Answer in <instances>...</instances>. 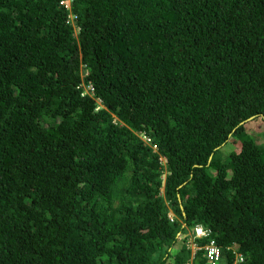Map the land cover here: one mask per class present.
Listing matches in <instances>:
<instances>
[{
	"label": "trees",
	"instance_id": "trees-1",
	"mask_svg": "<svg viewBox=\"0 0 264 264\" xmlns=\"http://www.w3.org/2000/svg\"><path fill=\"white\" fill-rule=\"evenodd\" d=\"M211 242L264 264V0H0V264Z\"/></svg>",
	"mask_w": 264,
	"mask_h": 264
},
{
	"label": "built area",
	"instance_id": "built-area-1",
	"mask_svg": "<svg viewBox=\"0 0 264 264\" xmlns=\"http://www.w3.org/2000/svg\"><path fill=\"white\" fill-rule=\"evenodd\" d=\"M84 87V86H83ZM84 95H88L90 97H93L94 96V88L92 85H88L87 89L84 87ZM147 141H150V140H147ZM196 236L198 238L200 237H205L207 236V231L201 227V226H198L196 228ZM207 255H208V258H209V261L211 262V264H216L218 262V260L220 259V255H221V251H220V248H218V246L216 245V243L214 242H211L209 247H207Z\"/></svg>",
	"mask_w": 264,
	"mask_h": 264
},
{
	"label": "clouds",
	"instance_id": "clouds-1",
	"mask_svg": "<svg viewBox=\"0 0 264 264\" xmlns=\"http://www.w3.org/2000/svg\"><path fill=\"white\" fill-rule=\"evenodd\" d=\"M93 97H94V96H93ZM97 103H98V109L103 108L102 102L97 101ZM144 140L146 141L147 144H150V143H151V140H150L149 138H146V137H145ZM147 140H150V141H147ZM155 148H156V147H155ZM162 161H163V163L165 164V159H162ZM197 227H198V226H197ZM197 227H196V228H197ZM201 227H202V226H201ZM195 233L197 234L196 229H195ZM196 237H197V236H196ZM194 248H196V247H194Z\"/></svg>",
	"mask_w": 264,
	"mask_h": 264
},
{
	"label": "rangeland",
	"instance_id": "rangeland-1",
	"mask_svg": "<svg viewBox=\"0 0 264 264\" xmlns=\"http://www.w3.org/2000/svg\"><path fill=\"white\" fill-rule=\"evenodd\" d=\"M84 87L87 89L88 86H84ZM227 150L229 151V147H227L226 151H227Z\"/></svg>",
	"mask_w": 264,
	"mask_h": 264
}]
</instances>
